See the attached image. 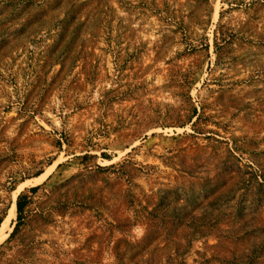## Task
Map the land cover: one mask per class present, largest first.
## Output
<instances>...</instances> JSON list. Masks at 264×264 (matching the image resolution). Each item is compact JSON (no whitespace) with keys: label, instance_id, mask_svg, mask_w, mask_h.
Returning <instances> with one entry per match:
<instances>
[{"label":"rangeland","instance_id":"374dc122","mask_svg":"<svg viewBox=\"0 0 264 264\" xmlns=\"http://www.w3.org/2000/svg\"><path fill=\"white\" fill-rule=\"evenodd\" d=\"M1 229L0 264H264V0H0Z\"/></svg>","mask_w":264,"mask_h":264},{"label":"bare ground","instance_id":"6f19581e","mask_svg":"<svg viewBox=\"0 0 264 264\" xmlns=\"http://www.w3.org/2000/svg\"><path fill=\"white\" fill-rule=\"evenodd\" d=\"M17 215V205L14 203L10 209L9 218H14ZM7 235V234H6ZM5 235L2 234V229L0 230V242L4 239Z\"/></svg>","mask_w":264,"mask_h":264},{"label":"trees","instance_id":"16d2710c","mask_svg":"<svg viewBox=\"0 0 264 264\" xmlns=\"http://www.w3.org/2000/svg\"><path fill=\"white\" fill-rule=\"evenodd\" d=\"M36 188L37 187H34V188H32V190H35ZM24 205L25 204L21 200H19V202L17 203V208H18V213H19V216H18L19 222L16 226V229L18 228L20 221L22 219V215H23V211H24Z\"/></svg>","mask_w":264,"mask_h":264}]
</instances>
